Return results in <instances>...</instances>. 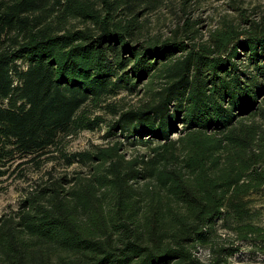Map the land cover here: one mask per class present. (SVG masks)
Listing matches in <instances>:
<instances>
[{
    "label": "trees",
    "instance_id": "1",
    "mask_svg": "<svg viewBox=\"0 0 264 264\" xmlns=\"http://www.w3.org/2000/svg\"><path fill=\"white\" fill-rule=\"evenodd\" d=\"M172 1L0 0V179L90 166L49 170L0 216V264H231L242 242L264 253L251 206L264 189V14L234 7L207 33L187 15L153 33L147 15ZM102 125L163 142L150 161L120 139L67 150Z\"/></svg>",
    "mask_w": 264,
    "mask_h": 264
},
{
    "label": "rangeland",
    "instance_id": "2",
    "mask_svg": "<svg viewBox=\"0 0 264 264\" xmlns=\"http://www.w3.org/2000/svg\"><path fill=\"white\" fill-rule=\"evenodd\" d=\"M187 13H182V0H173L171 6H164L158 11L148 14L146 18L149 20L150 30L153 33L169 34L179 22L182 24L187 15L195 21L198 20L197 27L203 32H209V29L215 26L219 20L227 15L237 14L234 7H239L238 10H243L250 14V18H260L264 14V0H188ZM189 12L191 14H189ZM182 17V18H181ZM182 19V22L180 21ZM189 18V17H188ZM128 100L137 102V97L129 96ZM106 125L99 126L94 130H84L78 135L66 140V148L70 152L81 151L94 146H106L116 139H120L123 143L122 152L130 158L145 156L146 161H150L155 153L157 146L162 144V140L148 139L145 135L141 138H130L117 136L113 138L106 137ZM179 132L173 133L172 137L177 138ZM54 171L55 174H68V176L80 174L87 176L90 174L89 165L74 164L66 167L62 162H47L41 169H36L33 166L28 168L27 176L24 178L7 177L0 179V216L13 213L18 210L22 198L27 193V190L35 184V181L40 180L49 171ZM143 180L137 181L136 186H140ZM251 206L254 212V221L259 225L264 226V189L252 196ZM222 237H227V231L221 230ZM231 234V233H229ZM241 251L230 257L231 264H264V253L261 248L251 245L247 242H242ZM208 249H199L198 257L201 259L208 258Z\"/></svg>",
    "mask_w": 264,
    "mask_h": 264
}]
</instances>
